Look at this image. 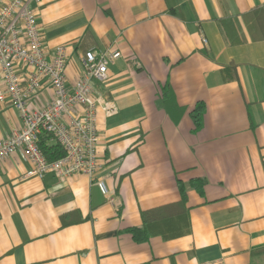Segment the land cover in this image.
Here are the masks:
<instances>
[{
    "label": "crops",
    "instance_id": "crops-1",
    "mask_svg": "<svg viewBox=\"0 0 264 264\" xmlns=\"http://www.w3.org/2000/svg\"><path fill=\"white\" fill-rule=\"evenodd\" d=\"M258 8L264 0H42L40 26L50 46H66L69 82L86 50L122 52L93 84L117 107L98 115L95 176L113 200L94 177H39L18 154L0 160V264H264ZM23 125L0 104V139Z\"/></svg>",
    "mask_w": 264,
    "mask_h": 264
},
{
    "label": "built area",
    "instance_id": "built-area-1",
    "mask_svg": "<svg viewBox=\"0 0 264 264\" xmlns=\"http://www.w3.org/2000/svg\"><path fill=\"white\" fill-rule=\"evenodd\" d=\"M42 0H0V104L10 103L24 125L0 139V160L18 154L30 164V174L53 173L64 178L84 174L96 179L102 193L113 200L106 181L95 177L98 159V115L117 113L109 99L94 94L95 81L109 79L110 66L121 50L90 48L81 56L82 74L69 82V54L65 45L50 46L42 32L38 9ZM46 89L52 98L42 104ZM49 131L65 147L66 155L49 161L41 151L40 134Z\"/></svg>",
    "mask_w": 264,
    "mask_h": 264
},
{
    "label": "trees",
    "instance_id": "trees-1",
    "mask_svg": "<svg viewBox=\"0 0 264 264\" xmlns=\"http://www.w3.org/2000/svg\"><path fill=\"white\" fill-rule=\"evenodd\" d=\"M256 14L260 15V18L264 19V10L256 9ZM206 106L204 102H198L193 110L191 111V117L194 122V131L199 130L203 126L204 113ZM38 145L49 161H55L66 155L65 147L55 138L54 134L49 131H44L40 134ZM180 191L182 194V199L179 203L186 201V189L183 184H179Z\"/></svg>",
    "mask_w": 264,
    "mask_h": 264
}]
</instances>
